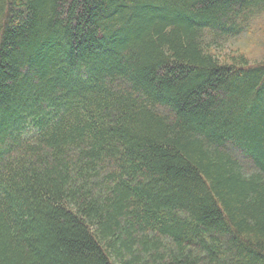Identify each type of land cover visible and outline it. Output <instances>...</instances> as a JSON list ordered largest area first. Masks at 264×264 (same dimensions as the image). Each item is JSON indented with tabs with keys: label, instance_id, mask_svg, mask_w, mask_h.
<instances>
[{
	"label": "trees",
	"instance_id": "1",
	"mask_svg": "<svg viewBox=\"0 0 264 264\" xmlns=\"http://www.w3.org/2000/svg\"><path fill=\"white\" fill-rule=\"evenodd\" d=\"M263 15L0 0V264H264Z\"/></svg>",
	"mask_w": 264,
	"mask_h": 264
},
{
	"label": "rangeland",
	"instance_id": "2",
	"mask_svg": "<svg viewBox=\"0 0 264 264\" xmlns=\"http://www.w3.org/2000/svg\"><path fill=\"white\" fill-rule=\"evenodd\" d=\"M264 25V15L258 20L257 26ZM255 25V24H254ZM255 35V34H254ZM254 35L245 34L240 40L231 42L230 45L235 44L234 46H241L242 48L246 49L248 52H252L255 55L253 57L259 58L260 53H264L263 50H261L260 41H258L257 37ZM251 38V39H250ZM251 40L253 42H251ZM257 45V46H255ZM264 47V46H263Z\"/></svg>",
	"mask_w": 264,
	"mask_h": 264
}]
</instances>
